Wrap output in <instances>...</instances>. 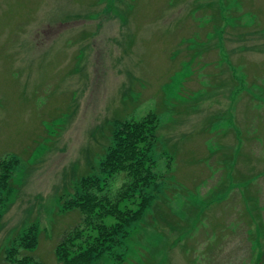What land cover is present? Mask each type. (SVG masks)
<instances>
[{
  "label": "rangeland",
  "instance_id": "rangeland-1",
  "mask_svg": "<svg viewBox=\"0 0 264 264\" xmlns=\"http://www.w3.org/2000/svg\"><path fill=\"white\" fill-rule=\"evenodd\" d=\"M2 173L0 264H264V0H0Z\"/></svg>",
  "mask_w": 264,
  "mask_h": 264
},
{
  "label": "trees",
  "instance_id": "trees-1",
  "mask_svg": "<svg viewBox=\"0 0 264 264\" xmlns=\"http://www.w3.org/2000/svg\"><path fill=\"white\" fill-rule=\"evenodd\" d=\"M156 115L152 114L148 116L147 119H145V123H137V122H124L121 126V128L117 131L115 137H112L111 145L108 147L107 152L105 154L106 158L105 161H107V168L108 169H118V170H124L131 166L136 167L138 163H141L144 155L141 154L139 149V137L143 134L146 124H151L155 122ZM151 131L152 129H148ZM104 161V162H105ZM8 173H2V176H0V181H3V184L7 182L9 177L7 176ZM90 176L85 177L82 181L80 186L86 187L87 180ZM147 177L139 178V181L145 180ZM6 186V185H5ZM92 204V200L90 197V192L86 191L85 193H82L79 195V198L74 202L72 205L79 206L82 210L87 211V206H90ZM93 205V204H92ZM159 210V207H158ZM99 210H93V208L90 210L89 214L85 216V223L88 227H91L92 229L98 230L94 234H90L88 238L85 241L76 242L78 239L82 238L83 232L82 231H76L70 236H68L67 240L64 241V243H61L57 248L58 256L61 260H63L66 264H71V254H72V247H75L77 249L78 245L83 242H92L93 239L99 234V233H105L106 237L108 235L112 234V230L115 229L110 225H104V230L101 227V223L98 222V219H96V216L98 214ZM159 212H161L159 210ZM161 222L164 220L161 219ZM31 232L33 235H28V232L26 233V240L24 241L26 243L27 248H33L34 245H36L37 237H36V228L31 229ZM113 235V234H112ZM100 238V236L98 237ZM11 257H13V262L16 264H31V258L24 256L20 259L16 257L15 252H12ZM87 262V258L84 256H81L77 259V261L72 260V262Z\"/></svg>",
  "mask_w": 264,
  "mask_h": 264
}]
</instances>
